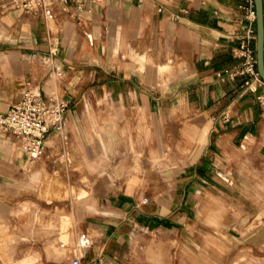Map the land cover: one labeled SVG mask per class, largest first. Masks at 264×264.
I'll return each instance as SVG.
<instances>
[{
	"label": "crops",
	"instance_id": "obj_1",
	"mask_svg": "<svg viewBox=\"0 0 264 264\" xmlns=\"http://www.w3.org/2000/svg\"><path fill=\"white\" fill-rule=\"evenodd\" d=\"M246 7L247 0H69L64 6L57 5L53 16L46 18L41 12L28 13L10 0H0V114L8 112L30 85L40 89L44 97L58 95L69 103V109L62 132H52L48 142L55 153L63 135L70 141L72 154L84 149L78 133L84 120L81 108L105 101L116 109L111 116L118 123L128 120L126 112L138 117L136 134L130 124L128 130L126 125H118V130L99 126L105 128L100 129V136L108 152L126 143L135 159L134 154H140L135 146L153 138L156 146L147 158L164 164L155 166L161 171L159 175L180 171L176 189L165 190L149 201L141 200L138 189L159 178L136 171L128 174L138 164L136 160L117 166L123 170L121 175L95 179L94 171L108 168L94 161L82 163L83 179L94 181L91 190L71 187L64 195L76 193L81 199L92 192L107 212L86 220V231L102 243L100 251L90 253L91 261L104 255L111 239L124 240L133 228L168 237L170 231L180 229L177 224H186L185 206L196 200L201 189L207 190L209 207L199 210V216L220 204L232 222L237 221L241 211L208 188L224 192L231 179L235 180L232 174L227 177V170L241 167L248 155L258 175L254 187H262V195L254 192L253 196L260 199L259 217L264 218V114L258 100L262 87L257 84V91H246L248 76L227 75L244 60L238 50L248 30L254 29L257 36V20L247 17ZM57 26L58 54L51 56L52 31ZM248 44L257 54V37ZM45 66L52 69L46 71ZM57 72L62 73V79L53 91L49 79ZM158 158L164 160L156 162ZM26 160L15 137L0 136V264H11L13 246L29 240L24 233L45 243L48 259L65 263L76 255L73 214L59 213L57 222L46 219L45 211L35 214L40 228L30 222V230L21 229L13 236L11 218L16 210L8 198L16 190V178ZM47 166V162L30 163L23 175L32 187L45 183L43 192L52 202L63 195L53 188L54 178L43 177ZM140 168L147 167L138 164ZM122 180L124 185L115 186ZM230 186H235L234 182ZM23 208L28 209L29 203ZM243 218L236 227L248 239L257 227H247L249 217ZM263 239L259 235L254 240L258 248L264 246ZM62 241L68 246L61 247ZM14 263L39 261L29 255Z\"/></svg>",
	"mask_w": 264,
	"mask_h": 264
},
{
	"label": "rangeland",
	"instance_id": "obj_2",
	"mask_svg": "<svg viewBox=\"0 0 264 264\" xmlns=\"http://www.w3.org/2000/svg\"><path fill=\"white\" fill-rule=\"evenodd\" d=\"M45 69L50 71L52 67L47 69L45 66ZM32 88L33 85H30L27 89ZM81 112L84 114V120L78 127V133L84 151L76 150V152L70 154L72 149L70 141L67 137L61 135L59 149L54 153L47 146L46 154L42 159L43 161H41L42 163H48L43 177L54 178L53 188L59 190V193L63 195L62 198L48 202L43 192L46 189L45 183L41 182L33 187L28 184L23 171L31 163L30 161L26 160L22 167L23 170H19L16 178L17 185H14L16 190L13 191V196L8 198L14 206V210H16L11 218L14 228L13 236H16L21 229L24 231L30 230L31 227L27 226L30 222L40 228L34 216L35 214L41 215L44 211L46 212V219L56 222L59 213L73 214L76 224V235L86 231L85 224L89 217L107 213L100 199L92 192H89V195L81 199H77L76 193H73L71 197L64 195L66 189L71 187L91 190L94 181H85L83 179L84 167L82 163L86 161H94V164L98 162L108 168L94 171V179L114 173L121 175L123 172L122 168L117 169L116 167L122 166L124 161L136 160L140 166L147 167L138 169L136 167L138 164H136L133 167L134 169L128 171V174L136 171L159 178L158 180L149 181L138 189L141 200L147 199L151 201L159 194H163L165 190L176 189L175 179L178 178L177 174L180 171L171 170V172H165L160 176L159 173L161 171L155 166L164 164L154 163L147 158L151 155L150 151L156 146L153 138L148 142L135 146V149L140 153L139 155L134 154L135 159H132V155H129L131 152H128L126 143L113 146L112 152L107 151L106 143L100 136V129L103 130L105 128H100L99 126L108 125L109 129L114 126L115 128L113 129L118 130V125H126V130H128L130 124L132 132L134 131V134H136L137 116L134 117L133 114L126 112L128 120H121L118 123L116 118L111 116V113H117L116 109L105 101L89 107L84 106L81 108ZM166 144V150L169 151L170 140ZM83 155L86 156L85 159L77 161L78 158L82 159ZM103 156L105 159H102ZM249 156L243 157L242 161L244 164L241 167L227 170V177L230 179L232 174L235 180L231 179L232 182L227 184V189H224V192L213 187L208 188L214 196L233 204L241 211V216L237 221L232 222L226 207L220 204H217L216 210L210 211L207 215L203 213L199 216V210L203 208L207 211L209 207L208 197L205 195L207 190L201 189L200 193L199 191L196 193V200L189 202L188 208L185 206L188 212V221L185 225L177 224L180 229L170 231L168 237H164V235L159 233L148 232L141 228L130 229L124 236V240L111 239L107 243L104 253L105 264H255L256 262L264 264V246L258 248L254 243V240L259 235L264 236V218L259 217L262 213L261 201L257 196H253L254 192L262 195V187H254L253 182L258 175ZM120 158L121 161L118 162ZM163 160V158H158L155 161L161 162ZM38 162L37 165L39 164ZM45 179L47 180V178ZM233 182L235 186L231 187L230 185ZM116 184L115 186L121 187L124 185V181H117ZM233 190L234 192L232 193ZM26 202L29 203L28 209L23 208ZM175 210V212H178L177 208ZM180 211L182 210L180 209ZM214 214L217 216L222 215V217H212ZM243 216L249 217L246 220L247 222H245L247 227H257L256 230L251 232L248 239L236 227L238 222L243 221ZM193 226L194 228L191 230ZM24 234L28 236L29 240L16 243L13 246L11 264H15L14 261L26 258L29 255L37 256L38 264H59L54 263L53 259L47 258L44 248L45 243L42 240H34L29 233ZM92 241V248L87 251L82 264H100L99 261H91L90 253L95 250L97 252L100 251L102 243L94 238ZM76 257L74 255L62 264H71Z\"/></svg>",
	"mask_w": 264,
	"mask_h": 264
},
{
	"label": "built area",
	"instance_id": "obj_3",
	"mask_svg": "<svg viewBox=\"0 0 264 264\" xmlns=\"http://www.w3.org/2000/svg\"><path fill=\"white\" fill-rule=\"evenodd\" d=\"M8 1V0H4ZM15 7H21L26 12H41L44 17L51 18L57 5H66L69 0H10ZM247 17L251 21L257 20L254 0H247ZM256 31L250 28L245 41L238 50L243 62L235 70L227 71L230 78L248 76L245 90L257 91L259 84L262 92L258 100L264 114V80L261 78L257 67L256 51L250 47L248 41L256 39ZM51 56L58 54V41L52 40L50 48ZM59 76L61 72H57ZM69 109V103L58 95L44 97L40 89L25 90L20 100L15 103L8 112L0 114V136L11 135L21 144L27 160L35 162L43 158L47 151V139L52 132L60 133L65 126V115ZM93 241L87 232L78 235V247L84 254L73 259L71 264H82L87 251L92 248ZM97 261L105 264V257L101 255Z\"/></svg>",
	"mask_w": 264,
	"mask_h": 264
},
{
	"label": "water",
	"instance_id": "obj_4",
	"mask_svg": "<svg viewBox=\"0 0 264 264\" xmlns=\"http://www.w3.org/2000/svg\"><path fill=\"white\" fill-rule=\"evenodd\" d=\"M257 13V67L264 80V0H255Z\"/></svg>",
	"mask_w": 264,
	"mask_h": 264
},
{
	"label": "bare ground",
	"instance_id": "obj_5",
	"mask_svg": "<svg viewBox=\"0 0 264 264\" xmlns=\"http://www.w3.org/2000/svg\"><path fill=\"white\" fill-rule=\"evenodd\" d=\"M50 29H51V27H49ZM52 31V30H51ZM59 33H60V28L57 26V30L56 31H52V34L54 35V40L55 41H58L59 40V37H58V35H59ZM51 67H49L48 69H50ZM59 77H61V76H59V74L57 73V74H55L53 77H51L50 79H49V82L54 86V89H53V91L54 90H56L58 87H59V82H61V78H59ZM48 140L49 139H47V141H46V143H47V145L49 146V147H51V143H49L48 142ZM43 158H41L40 160H38L39 162H41V161H43L42 160ZM31 162V161H30ZM38 162V163H39ZM32 163V165H35L36 163H37V161H35V162H31ZM136 167H138V166H136ZM79 235V234H78ZM78 235H76V237H75V244H74V249H75V252H76V256H80L81 254H84L82 251H80V249H79V247H78ZM224 236H226V235H224ZM223 236V237H224ZM225 238V237H224ZM229 238V237H228ZM231 239V238H230ZM68 246V243L67 242H63L62 241V243H61V247H63V248H65V247H67ZM186 250V249H185ZM255 264H261V263H255ZM263 264V263H262Z\"/></svg>",
	"mask_w": 264,
	"mask_h": 264
}]
</instances>
